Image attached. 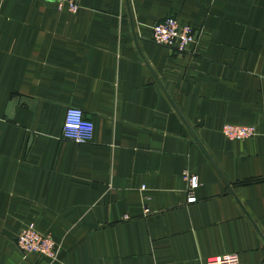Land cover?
Here are the masks:
<instances>
[{
  "label": "crops",
  "instance_id": "0c3cea01",
  "mask_svg": "<svg viewBox=\"0 0 264 264\" xmlns=\"http://www.w3.org/2000/svg\"><path fill=\"white\" fill-rule=\"evenodd\" d=\"M170 16L195 28L194 53L152 41ZM68 107L90 142L62 138ZM227 123L258 135L228 139ZM29 224L55 259L16 248ZM225 253L264 264V0H0V264Z\"/></svg>",
  "mask_w": 264,
  "mask_h": 264
},
{
  "label": "built area",
  "instance_id": "2783aa9c",
  "mask_svg": "<svg viewBox=\"0 0 264 264\" xmlns=\"http://www.w3.org/2000/svg\"><path fill=\"white\" fill-rule=\"evenodd\" d=\"M47 1L56 2L59 6L67 4L71 12H75L79 6V0ZM151 31L152 41L156 44L167 46L181 54L196 51V49H191L192 44H197L195 28L180 23L174 16L153 24ZM93 129V123L84 117L82 109L66 108L61 130L62 138L78 144L87 143L92 140ZM222 133L231 140H245L258 135V129L255 125L227 123L223 126ZM183 176L188 182L189 201H194V189L199 185V179L188 170L183 173ZM15 246L24 258L30 254L49 260L56 258L57 248L50 234L39 232L32 224L20 230L15 240ZM207 264H240V259L237 253H225L210 256Z\"/></svg>",
  "mask_w": 264,
  "mask_h": 264
},
{
  "label": "water",
  "instance_id": "95a60500",
  "mask_svg": "<svg viewBox=\"0 0 264 264\" xmlns=\"http://www.w3.org/2000/svg\"><path fill=\"white\" fill-rule=\"evenodd\" d=\"M14 104H15V103H14L13 101H10V102L8 103V105H7V108H6V116H7L8 118H11V117H12V111H13V106H14ZM30 105H31V108L34 109V107H35V103L31 102Z\"/></svg>",
  "mask_w": 264,
  "mask_h": 264
}]
</instances>
